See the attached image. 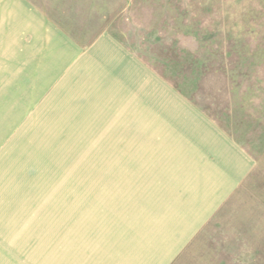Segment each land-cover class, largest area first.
Instances as JSON below:
<instances>
[{
	"label": "rangeland",
	"instance_id": "1",
	"mask_svg": "<svg viewBox=\"0 0 264 264\" xmlns=\"http://www.w3.org/2000/svg\"><path fill=\"white\" fill-rule=\"evenodd\" d=\"M248 1L0 0V264H110L149 213L145 176L130 189L134 164L147 168L165 149L173 158L198 137L191 108L253 165L173 264H264V60L242 66L225 54ZM37 13L61 28L69 48L50 28L42 32ZM247 20L254 48L264 18ZM101 34L126 51L108 78L135 91L104 93V52L88 53ZM184 48L227 66V80L184 83L173 71ZM163 93L184 106L173 102L162 132L138 134L136 115L157 126L132 99ZM109 246L116 255H104Z\"/></svg>",
	"mask_w": 264,
	"mask_h": 264
},
{
	"label": "crops",
	"instance_id": "2",
	"mask_svg": "<svg viewBox=\"0 0 264 264\" xmlns=\"http://www.w3.org/2000/svg\"><path fill=\"white\" fill-rule=\"evenodd\" d=\"M37 15L43 17L42 32L50 28L67 42L69 48L71 42L62 36L64 34L61 33V28L49 25L43 15ZM57 50L60 51V47ZM120 51L125 50L107 34L99 35L88 51L97 55L96 57L104 52V93L116 91L123 94L135 91L132 87H124L127 84L120 80L110 81V74L115 75L117 62L121 60L118 58ZM127 53L129 62L135 61L133 54ZM106 95L104 94V97ZM132 100L136 108L149 113L151 121L154 120L159 129L152 128L151 123L149 127L146 126V120L140 119L141 115H136L139 119H135L133 124L137 127L135 131L138 134L148 131L162 132L165 127L171 125L173 102L184 106V100L174 98L172 93H163L158 98L148 97L143 100L138 94ZM186 105L188 106L187 103ZM191 109L197 114L195 123L197 122L196 125L201 129L197 131V139H190L188 143L181 142L180 150L176 151L177 155L173 158L169 157L170 151L165 149L164 155L147 160V168H139L134 164L130 189L135 193L137 175L143 174L147 181L145 187H148L149 213L146 218L143 216L141 225L137 223L132 239L118 251L120 254L110 258V264H173L252 170V157L240 144L218 129L206 115ZM148 148H151V144ZM116 251L115 246H109L104 255H116Z\"/></svg>",
	"mask_w": 264,
	"mask_h": 264
},
{
	"label": "trees",
	"instance_id": "3",
	"mask_svg": "<svg viewBox=\"0 0 264 264\" xmlns=\"http://www.w3.org/2000/svg\"><path fill=\"white\" fill-rule=\"evenodd\" d=\"M242 10L244 13L239 15L244 18L246 17V19L242 26L237 28L238 30H236L235 35H232V27L231 30H229L231 33L228 40L232 42V45L231 49L227 50L225 54L231 56L234 54L237 59L236 63L242 66H246L248 62L251 63V58L262 63V59L264 60V35L261 43L254 48L251 46V41L246 40L245 36L250 33V28L253 26V24L247 20L248 18L254 17V20L256 17L257 19L264 18V0H249L248 3L243 6ZM235 23L238 25L240 22L236 20ZM195 52L197 51H191L184 48L181 57L176 60L178 63L174 66L173 71L176 74H183L182 78L184 83L187 84L193 82V84L198 87L199 82H202L204 78H207L208 76L219 78V75L224 76L227 80V66H222L220 64L216 66L214 62H212L210 58H206L202 52ZM212 54L213 52H211L210 55ZM176 88H179V86L177 85ZM180 91L182 94L187 95L183 90L180 89Z\"/></svg>",
	"mask_w": 264,
	"mask_h": 264
}]
</instances>
